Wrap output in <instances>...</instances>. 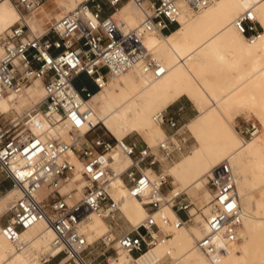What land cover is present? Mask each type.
Here are the masks:
<instances>
[{"label":"built area","instance_id":"built-area-1","mask_svg":"<svg viewBox=\"0 0 264 264\" xmlns=\"http://www.w3.org/2000/svg\"><path fill=\"white\" fill-rule=\"evenodd\" d=\"M45 1L14 0L17 7L27 12ZM132 1L142 14L133 27L123 26L113 16L122 0H84L49 23L41 33L30 30L18 9L21 17L0 33V97L21 90L34 78L41 79L44 88L42 100L32 107L13 116L0 111V172L10 181L9 188L20 192L0 214V231L17 245L22 230L40 219L46 220L54 232L51 246L59 248L49 258H58L57 264L63 258L61 264H101L114 258L112 247L137 255L168 233L162 230L153 211L159 209L163 200V187L171 183L164 166L192 147L178 122L182 106L175 113L160 111L158 120L168 126L169 132L151 146L108 137L106 130L91 136L101 124L91 121L92 110L83 108L82 103L105 85L110 74L133 65L143 66L153 76L161 75L165 68L144 45V35L151 30L166 33L178 25L181 2L198 11L213 0ZM234 25L247 39L259 36L261 26L250 10L241 12ZM80 74L86 76L93 89L87 83L74 84ZM38 113L51 123L67 124L68 138H43L31 132L30 125H41ZM86 124L88 129L80 131ZM259 131L258 123L253 121L240 129L249 139ZM115 149L129 158L128 165L121 170L108 161ZM71 154L79 160V167L70 159ZM146 167L155 170L157 179L149 176ZM76 171L84 180L81 193L75 195L73 187L61 192L60 187ZM206 176L213 194L206 212L202 211L207 231L196 240V246L210 255L225 252L238 239L242 209L228 161L213 166ZM115 177L124 181L129 195L139 198L148 213L139 227L132 226L116 237L114 248L111 232L119 214V199L113 196ZM5 191L0 190V195ZM180 195L175 194L170 201L178 216L171 219L162 214V223L179 227L193 222L189 202ZM93 212L110 223V230L88 242L80 228ZM93 250L97 253L91 254Z\"/></svg>","mask_w":264,"mask_h":264},{"label":"bare ground","instance_id":"bare-ground-1","mask_svg":"<svg viewBox=\"0 0 264 264\" xmlns=\"http://www.w3.org/2000/svg\"><path fill=\"white\" fill-rule=\"evenodd\" d=\"M80 1L57 0L65 12ZM132 3L128 0L117 7L118 20L126 27L136 25L142 17V14L139 18V14L132 12ZM180 5L181 13L174 29L167 34L151 30L143 37V43L146 42V47L162 63L165 71L153 76L143 66L133 65L120 73L110 74L105 85L93 91L82 103L83 108H91V121L100 123L114 138L122 139L127 133L142 130L151 138L146 142L151 146L158 142L159 136H165L157 117L162 107L185 95L198 111L184 124L195 138L196 145L164 169L174 184L171 190L162 194L163 203L159 209L153 211L162 230L167 233L171 228L172 232L167 233L169 236L159 237L137 255L117 247L119 255L105 264H155L168 252L176 255V264H264V133L260 131L245 140L232 124L234 111L248 109L254 111L264 125V0H213L198 11L183 2ZM40 9L41 6L23 15L34 33L43 32L37 28L39 22L36 19L45 16L37 12ZM245 10H250L262 27L259 36L252 40L234 25V19ZM16 16L20 18L21 13L13 7L12 1L0 0L1 32L13 24ZM43 96V83L34 78L21 90L1 96L0 111L10 112L19 104L37 102ZM57 123L62 126L60 131L68 134L69 126ZM31 126V132L37 134L36 126ZM44 127L43 134L38 135L43 138L58 136L53 135L55 128L51 124ZM87 129L86 124L80 131ZM45 131L49 135H44ZM70 159L80 166L74 154ZM108 161L113 168L121 170L128 165L129 158L115 149L108 155ZM222 161L229 162L234 174L242 221L238 239L225 252L207 255L196 246V240L207 231L202 211L199 214L203 223L196 218L197 208L203 207L206 212L207 202L213 194L206 184V175ZM145 171L152 179H157L155 170L146 167ZM201 182L208 189L207 198L202 199L203 205L194 212L189 207V212L194 222L203 226L202 232L162 223V214L171 219L178 216L170 205L172 197L182 191L194 193ZM68 184V189L75 188V195H79L84 180L76 171ZM64 186L60 187L61 191ZM113 186V196L119 199V216L124 215L131 226L139 227L148 213L146 207L139 198L129 195L127 185L120 177L113 179ZM19 194V190L11 187L0 195V214ZM202 195L204 197L206 191ZM80 229L90 242L109 232L110 223L93 212ZM19 238L20 243L16 245L0 231V264H41L45 258L41 263L36 258V246L49 249L47 258L59 250L51 246L54 232L44 219L22 230ZM114 244L116 246L115 241ZM63 262L64 258L58 264Z\"/></svg>","mask_w":264,"mask_h":264},{"label":"rangeland","instance_id":"rangeland-1","mask_svg":"<svg viewBox=\"0 0 264 264\" xmlns=\"http://www.w3.org/2000/svg\"><path fill=\"white\" fill-rule=\"evenodd\" d=\"M12 1V5H13V7H16L17 9H19L20 11H21V13H23V14H26L27 13V11L25 10V9H23V8H21V7H17L16 5H15V2H14V0H11ZM50 2V5H49V8L50 9H53V10H56V9H58L57 7H56V4H55V0H46L45 2ZM57 1V0H56ZM83 1V0H82ZM128 0H122V4L123 3H125V2H127ZM81 2V1H80ZM121 4V5H122ZM121 5L119 6V7H121ZM59 7L62 9V12H65L64 11V8L63 7H61L60 5H59ZM118 7V8H119ZM117 8V9H118ZM48 9V8H47ZM117 9L115 10V11H113V16L116 18V19H118L119 18V14L117 13ZM131 9H132V12H136L137 14H139V18L141 17V13H140V11L137 9V7H135L134 5H133V3L131 4ZM19 18V16H16L15 17V20L12 22V23H14L17 19ZM55 19L53 18V19H51V20H48V19H45V22L43 23V25H42V30L44 31L45 29H46V27L48 26V24L49 23H51V22H53ZM140 20V19H139ZM131 26H135V25H131ZM131 26H127V27H131ZM258 26H259V23H258ZM126 27V26H125ZM175 27V26H174ZM261 29H260V31L262 30V27H260ZM172 29V28H171ZM1 32V31H0ZM38 32H41V31H38ZM144 45L145 46H147V44H146V42H144ZM149 49V48H148ZM150 50V49H149ZM88 81L86 80V76L84 75V74H80L75 80H74V84L75 85H77V86H80L81 84H83V83H87ZM87 84H89V86L90 87H92V84L91 83H87ZM95 91V90H94ZM98 92H100V91H98ZM43 98V97H42ZM40 100H42V99H40ZM40 100H38L37 102H32V103H27V104H19V105H17V106H15L14 107V109H12V111H10V112H4V113H7V114H9L10 116H13V115H15L17 112L18 113H20V112H22L23 111V109H26V108H29V107H32L34 104H36V103H38ZM100 103L99 102H97V105H99ZM182 105H184V111H183V106ZM179 106H182V110L181 111H179L180 113L179 114H181L182 113V115L184 116V119H182L179 123H180V125H182V127H181V131H183L187 136H189V138H190V140H191V143H192V147H191V150H192V148L196 145V140H195V138L193 137V135H192V133L188 130V128L184 125L185 124V122L186 121H188L190 118H192L193 116H195L197 113H198V111H197V109H196V107H195V105L193 104V102L191 101V100H189L185 95H182V96H180L179 98H177L176 100H174L173 102H171V103H169V104H167L166 106H164V107H162L161 109H160V111L162 112V113H169V112H173V111H178L177 109H178V107ZM232 115H233V119H232V124H233V126H234V128L236 129V131L242 136V137H244L243 135H242V133L240 132V129L243 127V126H245L248 122H250V121H253V122H256V123H258V125H259V127H260V133H264V125H262V122H261V120H260V118L255 114V112L254 111H252V110H248V109H241V110H238V111H234L233 113H232ZM43 114L42 113H38L37 114V118L39 119V121H40V126L39 127H36V128H34V130H35V132L37 133V134H43V132H44V126L46 125V124H51L52 126H54V128H55V133L53 134V135H56V134H58V135H61V137L62 138H64V139H67L68 138V134H66V133H62L61 131H60V129L62 128V126L60 125V124H58L57 122H55V123H50L46 118H43ZM179 116V115H178ZM163 125H161V127H162ZM30 127H32L31 125H30ZM163 129V128H162ZM105 128L101 125V126H99L96 130H94L93 132H91L90 133V135L92 136V135H94L95 133H104L105 132ZM107 131V130H106ZM164 131V130H163ZM139 133L140 135H138L137 133ZM136 132H131V133H127L126 135H125V137L124 138H127L128 140H131V141H134V142H138L139 144H143V143H146L145 141H144V139L143 138H147V140H150L151 138L149 137V136H147L146 134H145V132L144 131H142V130H138V131H136ZM165 133V132H164ZM44 135H49V133L48 132H46L45 131V134ZM106 135L108 136V137H112V138H114L108 131L106 132ZM52 136V135H51ZM143 137V138H142ZM161 137L163 138L164 137V135H161V136H159L158 138H160L161 139ZM244 139L245 140H247V139H249V138H246V137H244ZM188 152H190V151H188ZM188 152H186V153H188ZM186 153H184V154H186ZM183 154V155H184ZM183 155H181L180 157H182ZM179 157V158H180ZM178 158V159H179ZM173 163V162H172ZM172 163H168V164H166L165 166H164V168H166L167 166H169V165H171ZM209 173V172H208ZM75 177H77V176H75ZM168 180L170 181L171 179H170V177H168ZM172 184H174V182H171L170 184H167L166 186H164L163 187V189H162V191H163V194H165L170 188H172L173 187V185ZM204 184V182H201L199 185L200 186H202ZM64 185H66V186H64L63 188H62V190L63 191H61V192H65V190L66 189H68V187H69V184L68 183H65ZM79 187L81 186V182H80V184L78 185ZM209 188H210V186L209 185H207ZM71 188V187H70ZM69 188V189H70ZM210 190H211V188H210ZM206 191V195L205 196H207V192H208V189H207V187L204 185L203 186V188L201 189V192H202V194H203V192H205ZM212 191V190H211ZM204 196V197H205ZM180 197L181 198H183V200H185L186 202H189V206H188V209H189V207H191V206H193V209H196L197 208V203L196 202H191V199H190V197L185 193V191H182L181 192V195H180ZM200 202V201H199ZM163 203V202H162ZM161 203V204H162ZM201 211H203L204 212V210H203V207L202 208H197V212H198V214L196 215V218L198 219V220H200V222L201 223H203V220H201V214H199V213H201ZM193 212H194V210H193ZM180 214H181V212H180ZM191 217H192V220H193V215H191ZM197 224H199V222L197 223V222H194V220H193V222H191V223H189L188 225H185V226H187V227H185L184 225H182V226H179V227H176V228H182V229H187V230H189V231H192L193 229H197V230H200V232H202V228H203V226L202 225H197ZM190 225H191V227H190ZM132 226H131V223L126 219V217L124 216V215H122L121 217L119 216V214H118V216L116 217V220H115V224H113V230H112V234L114 235V240L112 241V243L115 241V239H116V237L120 234V233H122L123 231H126V230H129L130 228H131ZM167 232L168 233H171L172 232V229L170 228V231H169V229H167ZM111 234V235H112ZM113 235H112V237H113ZM166 236H169V234H167ZM197 238V237H196ZM114 246V248H115V244L113 245ZM36 254H37V256H36V258L40 261V263H41V259L42 258H47V256L49 255V253H48V251H49V249L48 248H46V249H44V248H40L39 246H36ZM111 253H112V255L114 256V258L115 257H117L118 255H119V250L117 251V250H115V249H113V247L111 248ZM97 252L95 251V250H93L92 252H91V254H96ZM58 258H55V263L57 264V260ZM109 261H111V259L110 260H108L107 262H104V263H101V264H105V263H108ZM178 262V260L176 259V255H174L173 253H171V252H168L163 258H161L159 261H157L155 264H170V263H173V264H176ZM43 264H45V263H43ZM131 264V263H130Z\"/></svg>","mask_w":264,"mask_h":264},{"label":"crops","instance_id":"crops-1","mask_svg":"<svg viewBox=\"0 0 264 264\" xmlns=\"http://www.w3.org/2000/svg\"><path fill=\"white\" fill-rule=\"evenodd\" d=\"M55 4H56V7L58 8L56 10H53V9H50L49 8L50 2H48V1L47 2H44L41 5V9L39 11H37V12L42 13V14L44 13L45 16L41 15V16H39L38 19H36L39 22V27H37L38 29H42V25L45 22V19H48V20H51L53 18L55 19V18L59 17L62 13H64V12H62V9L59 7V4H58V2L56 0H55ZM90 88L93 89V86L90 87ZM182 106H183V111H184V105H182ZM169 113H175V111L169 112ZM182 119H184V116L181 113L178 116V121L180 122ZM162 128H163V130H164L165 133L169 132L168 126L163 125ZM137 134L140 135L139 133H137ZM143 139H144L145 142H148L149 141V140H147V138H143ZM171 182H172V180H171ZM10 185H11L10 181L7 178H5L4 175L0 172V190L1 191H5V190H7L10 187ZM170 190H171V188H170ZM185 193L190 197L191 202H196L197 203V207L202 206L203 205V203L201 202L202 199H205L206 200V198H207V196L203 197L202 192H201V186L200 185L197 186V190L194 193H192V194H189L187 192H185ZM191 207H192L191 212H193V210H194L193 209V206H191ZM181 216L182 217H185V214L183 212H181ZM43 263H45V264H56L55 263V258H49V257L47 258V260L45 258V262H43Z\"/></svg>","mask_w":264,"mask_h":264},{"label":"trees","instance_id":"trees-1","mask_svg":"<svg viewBox=\"0 0 264 264\" xmlns=\"http://www.w3.org/2000/svg\"><path fill=\"white\" fill-rule=\"evenodd\" d=\"M175 27H176V26H175ZM175 27H173L172 29H174ZM172 29H171V30H172ZM168 32H169V31H168ZM168 32H166V33H164V34H167Z\"/></svg>","mask_w":264,"mask_h":264}]
</instances>
